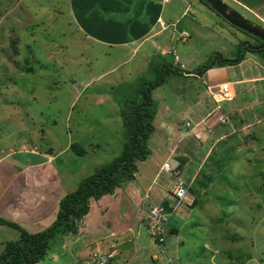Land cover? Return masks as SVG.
Instances as JSON below:
<instances>
[{
  "label": "rangeland",
  "instance_id": "374dc122",
  "mask_svg": "<svg viewBox=\"0 0 264 264\" xmlns=\"http://www.w3.org/2000/svg\"><path fill=\"white\" fill-rule=\"evenodd\" d=\"M184 1V4L180 2L183 5L180 7L190 5L185 17L179 18L178 2H173L174 7L166 6L172 11L173 20L178 22L172 27L171 40H166V50L154 49L151 51L154 52L153 58L154 55H161L191 71L217 53L222 58H234L241 42L255 43L253 38L238 31L207 6L205 0ZM222 1L264 29V0ZM71 20L67 0H0V160L16 154V161L28 163L32 161V150H36L39 156H53L55 162L51 163L57 170L63 190L58 178L50 187L54 189L56 185L55 193H50L49 185L47 192L42 190L41 185L33 187V191L31 187L26 190L32 205L41 202L39 207L43 204L47 211L62 193L75 191L81 181L120 155L125 141L122 113L137 81H148L153 74L149 66L153 58L143 59V51L132 57L130 63L119 65L131 56L129 49H110L86 41ZM244 60L247 61L240 68L231 67L233 69L227 73L226 80L235 82L244 75L264 77V52L253 54L246 51ZM202 77L182 73L169 78L153 91L157 114L153 120L155 131L148 142L152 155L147 161L157 164L162 161L164 151H168L163 163L167 160L173 163L171 154L178 143L180 149L186 151L187 160L198 167L196 152L188 151L194 146L193 141H187L191 137L178 142L190 127L192 134L204 141L208 137L214 141L220 134L230 132L231 136L226 141L233 140L236 149L230 161L225 162V157L229 156L223 155L225 152L221 154L220 150L226 141L216 147L212 158L219 159L221 163L218 165L222 168L210 172L213 189L203 190L202 177L210 169L218 167L217 163L211 165L210 159L208 165L200 166L198 173H201L192 183V192L200 188L199 193L194 194L199 199L197 206L184 217L180 213L171 217V223L182 226L178 239L184 242V250H174L166 243L164 247L153 245L150 248L145 245L140 251L156 255L158 264L162 261V264H169L171 259L166 255L170 253L175 256L171 264H176L177 260L183 264H264V81L235 84L237 99L231 104H221L224 111L227 106L246 107L243 114L249 118V124L242 126L244 129H239L237 135L227 125H218L211 132L205 130L201 121L207 114L211 116L209 120L213 122V127L217 125L209 87L221 83L206 82ZM184 122L189 124L186 129ZM72 143L84 149V155L72 151ZM201 151L204 157L205 148ZM37 157L33 162L38 160ZM149 164L137 162L141 169L148 168ZM44 168L33 170L38 172L34 181L44 180ZM194 171L190 170L188 175L193 176ZM189 176L185 170L181 171V178L186 182ZM159 177V180L166 177L173 182L163 172ZM152 181L156 182V179ZM131 182L121 188L123 195L118 198L119 203L112 201L108 206L104 198L91 201L90 213L79 222L78 232L73 237L75 241L71 236L65 237L62 245L54 241L44 259L37 264H73L75 259L81 264H93L94 253H99L96 252L99 249H95L98 246L94 244L96 238L103 236L117 221L114 217L118 214L120 203L129 208L125 202L129 201L127 194H131L130 187L128 189ZM150 195L156 204L163 200L154 191ZM19 199L13 195L0 201V216L7 211L11 213L9 208L12 206L20 205ZM7 202L9 207L6 209ZM132 203L137 205L138 201ZM105 205L113 211L103 221L101 218L108 209L104 211ZM131 213L134 221L140 220L141 215L136 216L134 210ZM54 215L55 212L26 230L29 233L46 230L55 220ZM18 238L17 230L0 225V254L5 250L6 241ZM204 242L207 250L203 247ZM76 244L85 245L87 250L78 256V250L73 254L71 249ZM104 247L107 248L106 245ZM103 252L100 253H107ZM134 258L137 259L136 256Z\"/></svg>",
  "mask_w": 264,
  "mask_h": 264
},
{
  "label": "crops",
  "instance_id": "0c3cea01",
  "mask_svg": "<svg viewBox=\"0 0 264 264\" xmlns=\"http://www.w3.org/2000/svg\"><path fill=\"white\" fill-rule=\"evenodd\" d=\"M67 1H68L69 15L72 18L73 23L78 28L77 32L83 36L82 37L83 39L103 47H108L110 49L117 48V49H121L122 51L129 49L130 52H132L131 56H129L127 60L119 63V65H123V66L126 65V63L127 64L130 63V61L133 60L132 57L138 55L141 51H143L142 54L143 59L146 58L147 60L149 59L151 60V58H153L152 55L154 53L151 51H153L154 49L158 50L160 48H162L163 51L166 50V48L164 47L165 45H167L166 40L169 41L171 40L172 27H174L176 22H178L173 20L175 17H173L172 11L168 10L169 8L168 7L166 8V6L172 7L174 5L173 3L174 1H176V3L178 2L177 4H179V7L182 5L180 4V2H182L183 4L185 3L184 0H67ZM189 2L190 1L188 0V3ZM189 6L190 5H187L186 7H180L178 11L179 18L186 16L185 13H187L190 10ZM245 61L247 60H243L241 63L234 66H225V67H217V68L209 69L203 75L202 78L204 81L207 80L206 82H210L211 80L219 81L220 83L229 82L228 80H226V76L229 70L233 69L234 67L240 68V66ZM148 64L149 62H147V66ZM263 81H264L263 75H256L252 77H245L244 75L240 80L231 82L230 86L232 87V92L235 98L232 102H228V103L231 104L237 99V93H236L237 91L234 86L235 84L242 85L246 83L263 82ZM208 99L210 101V98ZM208 99L206 100L207 102ZM210 102L211 104H213L212 101ZM245 109L246 107H243L242 105H235V106L233 105L232 107L227 106V108H225V111L223 109V111L226 114H228L231 118L230 119L231 122L229 123L228 127L231 129L233 128V131L232 130L231 131L233 133L235 132V134L237 135H238L237 132L238 131L240 132L239 129H241V131L244 129L242 128V126L244 127L249 124V122L247 121L249 118L247 119L243 114L244 112L246 113ZM184 120H188V118H185ZM217 126L218 125L214 126V129ZM186 127L187 126L185 125V129ZM189 130L184 131V135L179 137L178 142H180L181 140L185 141L187 140V137H191L187 141H193L194 146L193 147L191 146L192 150L188 149V151L196 152L195 158L196 161L199 162L198 167L193 166L192 161L187 160V157H185L186 151L184 152L183 150H181L180 147L178 146V143L175 145L176 147L174 148V153L171 154L172 155L171 157L173 159V162L177 164V166H180L179 169L181 171L185 170V174H187V176H189L188 174L190 170L191 171L195 170L193 176L190 175L189 178L187 179L188 182H186L183 179L186 182V184L190 187V192L193 190L192 183L195 181L197 174L200 175L201 173V172L198 173L199 169L202 166L204 167L208 165L207 163L210 161V159H211V165H215L217 163L218 166L217 168L210 169V171L207 172L202 177L204 178L203 190H205L206 192L207 190L213 189L211 184V182H213L211 181V173H212L211 170L217 171L219 170V168L220 169L222 168L220 167V165H218L221 163V161L219 159L212 158V154L216 150V147L219 144L224 143L229 138L228 136L229 135L231 136V134L230 132L229 133L225 132L220 134V136L214 141L213 140L211 141L209 137L204 141L202 138L199 139L197 136H195V134H192L193 133L191 131L192 127H190ZM171 138H169V140H171ZM166 139H168V137H166ZM151 140L152 137L150 141ZM223 145L224 148L220 150L221 154L227 152L229 149H231L230 150L231 152H234L236 149L235 144H233V140L231 142L226 141ZM201 148L202 149L205 148L204 157L201 156L202 153ZM169 151H171V149ZM31 152L30 153L32 154V161L28 163L20 164L18 161L14 159V156L16 154H14L13 156L11 155L10 158L8 159L2 158L0 160V198H1L0 201H3L8 196L11 197L13 195L17 198H20L19 200L21 201L20 205H17L16 207L12 206L11 208H9L10 211L12 210L11 213L7 211L5 215L2 214L3 216L0 217L17 223L25 230L27 227L39 224L45 218L48 219V216L54 214V212L56 214V211L58 209V202L59 199L61 198V197L57 198L56 203H54V205L51 204V206L52 205L53 206L52 207L50 206L49 211H47V209L44 210L46 206L43 207V204L42 207H39L41 205L40 204L41 202L33 206L32 201L30 199L28 200V196H26L27 194L26 190H28V188L31 187L30 190L33 191V187H37V186L40 187L41 185L43 189L42 188L39 189H42L45 192H47L46 191L47 185H49L50 188L53 184V180L56 181L57 178L59 180L60 189L63 190V186L61 185L60 179L56 173L57 170L54 168V166L51 163V161L55 162L53 156L46 154H40L39 156L36 153V150H32ZM165 152L166 151H164V155ZM167 152H166V156L168 155ZM151 155H152V151H151ZM164 155L162 161L158 162L157 164L155 163L149 164L147 160L144 161L145 164L146 163L149 164L148 168L146 169L144 167L143 169L138 168L137 165L138 171L136 173V176L133 182H131V184H129L128 186V189L129 187L131 189V190L129 189V191H131V194L130 195L127 194V196L129 197V201L125 202L129 205L130 209L123 202L120 203L118 206V214H115L114 217L117 221L113 222V226L109 230H107L103 234V236H99L96 238L97 241L94 244L95 245L98 244V246L95 249L96 250L99 249L96 252L100 253L103 251L107 252L113 250V253L111 255L112 257L111 262L113 264H158L159 263V261L158 262H156V260L154 261V256L156 257V255H153L152 253H144L140 251V249L143 248V246L145 245L146 246L149 245L151 248V246L155 244H153L152 240L146 234L144 224L141 223L139 220H138L139 222L137 220H135L136 221L135 222L132 218L133 214L131 212H133L134 210L136 216H138V214L141 216L144 215V213L147 211V202L144 200L143 195L147 191L149 193L151 191H154L159 195H161L162 197L165 196V190L166 189L168 190L171 184L166 177L165 179L159 180L160 179L159 168L161 164L166 160V156ZM36 156H38L37 157L38 160L33 162V159ZM56 156H54V158ZM51 158L53 160H51ZM176 159H178L180 163L176 161ZM144 162H140V163L143 165ZM43 167H45L44 178H43L44 180L35 179L34 181L33 179L37 177L38 172L37 173L33 172V170L34 169L37 170V168L43 170L42 169ZM154 179H156V182L154 181L155 183L152 181ZM53 187L54 189L53 188L49 189L50 193L51 192L55 193L56 185H54ZM195 191L196 192H191L193 196H195L194 194L197 195L199 193L200 188H196ZM64 194L65 193H62V195ZM122 195L123 194L121 192V189H118L114 193V195L105 196L103 198L105 199L106 202L108 201V206H109L112 201L119 203L118 198L121 197ZM134 200L138 201L137 205H134V203H132L134 202ZM8 203L9 202H7L5 206ZM106 206L107 205H105L104 207V211L105 209L107 208L108 209L106 210L104 216L101 218L103 219V221H105L107 215L109 213L111 214V212L113 211L111 207L109 208ZM8 207L9 204L6 206V209ZM180 228L176 231L174 238L168 237L166 241V243H168L174 250L182 248L180 246L181 240L178 239L180 234ZM74 236L71 235L72 239H74L73 238ZM67 237L68 236H66V238ZM71 243L73 244L74 242L71 241ZM79 244H76L71 249L73 254L77 250L79 251L77 256L79 255V253L81 254L83 250H87L85 245H79ZM182 244L184 246L183 247L184 250L185 244L184 243ZM105 245L107 248L104 247ZM73 250L75 251L73 252ZM172 254L173 253L167 254L166 257L171 259L170 262L175 260V256ZM134 256H136L137 259L134 258ZM175 262L176 264H183L179 260ZM162 263L163 261L161 262V264ZM73 264H81V263L80 260L75 259Z\"/></svg>",
  "mask_w": 264,
  "mask_h": 264
},
{
  "label": "trees",
  "instance_id": "16d2710c",
  "mask_svg": "<svg viewBox=\"0 0 264 264\" xmlns=\"http://www.w3.org/2000/svg\"><path fill=\"white\" fill-rule=\"evenodd\" d=\"M206 5L209 6L208 4ZM236 29L253 38L255 43L253 44L249 41L241 42L237 56L234 58H222V55L217 53L210 56L205 63L197 68L186 71L180 65L169 62L161 55H155L150 63L153 71L152 79L148 81L140 79L137 81L135 91L127 103L126 110L122 113L125 141L120 155L109 164L100 168L94 175L81 181L75 191L61 196L55 220L46 230L29 233L17 223L0 217V225L11 227L19 232L17 240L5 242V250L0 254V264L39 263L44 259L47 250L51 249L54 241L57 240L62 245L66 236L77 234L79 222L90 213L91 201H99L105 196H112L118 189L134 180L138 171L137 162H143L151 155L148 142L155 131L153 126V120L157 114V104L153 99V91L155 89L165 84L169 78L180 76L182 73L185 76H202L212 68L237 65L244 60L246 51L253 54L264 52L263 42L238 28ZM221 110H223L222 106ZM230 122L231 120L228 123L218 125L228 126ZM213 129L214 127L212 129L205 128V130L210 132ZM70 149L77 155H84L85 153L84 149L73 143L70 144ZM230 150L223 154L229 156L225 157V162L227 160L230 161L231 155L234 154ZM176 161L180 163L178 159ZM179 168L180 166H177L178 170H180ZM168 194L169 191L166 189L163 199ZM149 198H151L150 193ZM198 202L199 199L194 196V203L191 206L180 205L175 209L172 208V212L168 213V221L165 224L164 233L161 235L152 236L144 225L146 234L153 244L164 247L168 237L174 238L176 231L181 226L175 222L171 223V217L175 213H180L181 217H184L189 213L190 209L197 206ZM182 243L184 242L180 241V246L183 248ZM203 245L204 249L207 250L205 242ZM106 264L113 263L109 261Z\"/></svg>",
  "mask_w": 264,
  "mask_h": 264
},
{
  "label": "built area",
  "instance_id": "2783aa9c",
  "mask_svg": "<svg viewBox=\"0 0 264 264\" xmlns=\"http://www.w3.org/2000/svg\"><path fill=\"white\" fill-rule=\"evenodd\" d=\"M209 91L211 98L215 104L212 113L214 114V116H217L214 122H216L217 125L221 123H228L230 118L227 114L222 112L221 103L230 102L234 98L230 83L224 82L215 86H211L209 87ZM210 117L211 116L209 114L207 118L202 121V124L207 129L213 128V122H210L209 120ZM186 125L188 126L189 124L187 123ZM173 163L167 160L161 165L162 169L160 170V172H163L173 180L172 186L168 190L169 194L167 196V200L169 201L170 207L175 209L185 203L191 204L193 200L188 194V188L186 184L180 177V172L177 169V164L173 165ZM145 200L147 201V211L142 217V222L152 236L161 235L164 233L165 224L168 221V213H166L159 204H155L150 201L148 195H145ZM104 261V258L97 257L94 261V264H104Z\"/></svg>",
  "mask_w": 264,
  "mask_h": 264
},
{
  "label": "water",
  "instance_id": "95a60500",
  "mask_svg": "<svg viewBox=\"0 0 264 264\" xmlns=\"http://www.w3.org/2000/svg\"><path fill=\"white\" fill-rule=\"evenodd\" d=\"M205 2L214 10L221 18L227 21L230 25L240 29L243 32L259 39L264 43V29L258 25L253 24L238 12L229 8L222 0H205ZM161 207L166 212L170 213L171 209L168 207V202L163 201Z\"/></svg>",
  "mask_w": 264,
  "mask_h": 264
},
{
  "label": "clouds",
  "instance_id": "9594fccd",
  "mask_svg": "<svg viewBox=\"0 0 264 264\" xmlns=\"http://www.w3.org/2000/svg\"><path fill=\"white\" fill-rule=\"evenodd\" d=\"M228 83H231V82H228ZM234 98H235V97H234ZM234 98H233V100H234ZM233 100H232V101H233ZM232 101H230V102H232ZM212 102H213V100H212ZM223 103H228V102H223ZM223 103H221V104H223ZM214 107H215V104H214V102H213V109H212V111L214 110ZM222 112L225 113L223 110H222ZM225 114H226V113H225ZM208 115H209V114H208ZM208 115H207V116H208ZM227 115H228V114H227ZM207 116H206L205 118H207ZM228 116H229V115H228ZM205 118H204V119H205ZM229 118H230V116H229ZM204 119H203V120H204ZM203 120H202V121H203ZM202 121H201V123H202ZM185 123H186V122H185ZM186 124H187V123H186ZM202 125H203V124H202ZM186 126H187V125H186ZM187 127H188V126H187ZM193 127H194V126H193ZM204 128H206V127H204ZM161 165H162V164H161ZM179 172H180V170H179ZM160 173H162V172H159V174H160ZM168 177H169V176H168ZM180 177H181V174H180ZM169 178H170V177H169ZM171 179H172V178H171ZM181 179H182V178H181ZM182 180H183V179H182ZM183 181H184V180H183ZM184 183H185V181H184ZM170 184H171V185H170V187L168 188V190L171 188V186H172V182H170ZM185 184H186V183H185ZM186 186H187V188H188V194H189V196L192 198L193 201H192L191 204H187V203H185V204H183V205L191 206V205L194 203V196H193L192 193L190 192V187H189L187 184H186ZM145 195H148V196H149V192L147 191L143 196H145ZM149 199H150V201H152V198H149ZM144 200H145V197H144ZM145 201H146V200H145ZM163 201H167V202H168V207L171 209V212H172V207H170V204H169V201L167 200V197H166L165 199H163V200L160 202V204H159L160 206H161V203H162ZM146 202H147V201H146ZM152 202H153V201H152ZM153 203H154V202H153ZM155 204H156V203H155ZM161 208H162V207H161ZM164 211H165V210H164ZM165 212H166V211H165ZM171 212H170V213H171ZM166 213H168V212H166ZM142 217H143V216H140L141 219L139 220L141 223H143V222H142ZM138 218H139V217H138ZM143 224H144V223H143ZM110 249H111V248H110ZM112 253H113L112 250H111V251H107V253H105V254L97 253V254H95V257H96V258H97V257L104 258V260H105V261H104V264H106V263H108L109 261H111V259H112V257H111ZM96 258H95V259H96ZM105 258H106V259H105ZM95 259H94V261H95ZM156 259H157V257L154 256V260H156ZM94 261H93V264H94Z\"/></svg>",
  "mask_w": 264,
  "mask_h": 264
}]
</instances>
